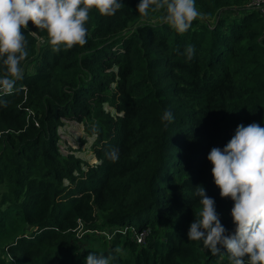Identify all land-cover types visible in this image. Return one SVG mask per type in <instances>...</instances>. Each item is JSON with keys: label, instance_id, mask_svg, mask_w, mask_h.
Segmentation results:
<instances>
[{"label": "trees", "instance_id": "trees-1", "mask_svg": "<svg viewBox=\"0 0 264 264\" xmlns=\"http://www.w3.org/2000/svg\"><path fill=\"white\" fill-rule=\"evenodd\" d=\"M249 2L195 0L206 16L179 34L163 11L144 17L140 0H122L112 16L90 10L87 43L59 53L29 21L19 91L0 92V264H85L117 247L116 264H229L187 233L197 185L234 233L207 157L237 125L264 127V13ZM65 120L96 137L95 164L61 151Z\"/></svg>", "mask_w": 264, "mask_h": 264}, {"label": "clouds", "instance_id": "clouds-1", "mask_svg": "<svg viewBox=\"0 0 264 264\" xmlns=\"http://www.w3.org/2000/svg\"><path fill=\"white\" fill-rule=\"evenodd\" d=\"M123 7L122 0H0V61L3 65L0 92L11 95L19 91L16 85L24 78L23 62L29 56L25 34L31 32L29 21L47 31L51 50L59 53L87 43L86 21L90 10L112 16ZM137 11L144 17L150 12L163 11L160 19L179 34L186 33L193 21L206 16L198 10L195 0H140ZM183 54L191 60L194 46H186ZM6 104L7 101L0 100V106ZM174 119L170 110L161 116L165 127ZM93 132L98 133L96 126ZM105 155L115 163L120 151L109 147ZM207 159L213 165L212 175L221 198L234 202L231 215L235 230L229 233L222 225L214 198L207 196L202 185H197L194 195L199 197L203 207L189 226L188 240L199 242L213 256L226 253L229 264H264V127L257 123L237 125L226 146L212 148ZM122 255L119 247L107 255L89 252L85 264H116Z\"/></svg>", "mask_w": 264, "mask_h": 264}, {"label": "rangeland", "instance_id": "rangeland-1", "mask_svg": "<svg viewBox=\"0 0 264 264\" xmlns=\"http://www.w3.org/2000/svg\"><path fill=\"white\" fill-rule=\"evenodd\" d=\"M59 135L60 148L64 154L74 153L92 165L97 162L92 150L96 137L89 135L82 123L75 120H65V124L60 127Z\"/></svg>", "mask_w": 264, "mask_h": 264}, {"label": "built area", "instance_id": "built-area-1", "mask_svg": "<svg viewBox=\"0 0 264 264\" xmlns=\"http://www.w3.org/2000/svg\"><path fill=\"white\" fill-rule=\"evenodd\" d=\"M246 7L264 13V0H250Z\"/></svg>", "mask_w": 264, "mask_h": 264}]
</instances>
